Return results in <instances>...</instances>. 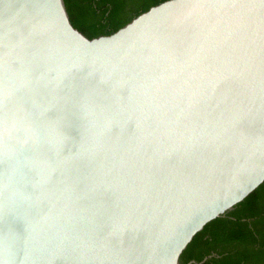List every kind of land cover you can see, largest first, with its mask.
<instances>
[{
	"label": "water",
	"instance_id": "obj_1",
	"mask_svg": "<svg viewBox=\"0 0 264 264\" xmlns=\"http://www.w3.org/2000/svg\"><path fill=\"white\" fill-rule=\"evenodd\" d=\"M263 182L264 0L93 38L65 0H0V264H181Z\"/></svg>",
	"mask_w": 264,
	"mask_h": 264
},
{
	"label": "trees",
	"instance_id": "obj_2",
	"mask_svg": "<svg viewBox=\"0 0 264 264\" xmlns=\"http://www.w3.org/2000/svg\"><path fill=\"white\" fill-rule=\"evenodd\" d=\"M165 0H65L75 27L89 38L108 35ZM181 264H264V182L198 232Z\"/></svg>",
	"mask_w": 264,
	"mask_h": 264
}]
</instances>
